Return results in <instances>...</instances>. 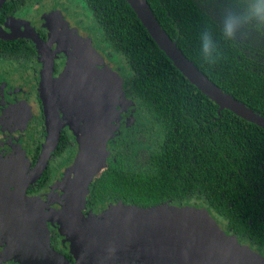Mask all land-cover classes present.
Here are the masks:
<instances>
[{"label":"trees","instance_id":"1","mask_svg":"<svg viewBox=\"0 0 264 264\" xmlns=\"http://www.w3.org/2000/svg\"><path fill=\"white\" fill-rule=\"evenodd\" d=\"M146 1L179 49L209 80L264 118V28L245 24L227 39L224 19L239 12L223 0ZM78 2L95 20L98 45L121 62L145 134L115 149L91 184L89 206L113 201L144 208L168 202L204 205L225 219L231 235L264 252V128L221 109L185 76L129 0ZM36 3L10 0L0 11V22L30 11ZM203 33L216 45L211 59L201 51ZM13 46L26 47L30 58L41 55L32 42L0 39V48ZM71 145L70 137L62 134L55 154ZM52 177L45 173L36 184L38 190L46 189Z\"/></svg>","mask_w":264,"mask_h":264},{"label":"rangeland","instance_id":"2","mask_svg":"<svg viewBox=\"0 0 264 264\" xmlns=\"http://www.w3.org/2000/svg\"><path fill=\"white\" fill-rule=\"evenodd\" d=\"M223 2L239 13L247 4V0ZM53 8L40 17V24L51 33L48 43L63 59V76L73 82L81 78L84 87L93 88L94 105L100 113L99 123L89 125L87 131L86 126L80 130L71 123L78 148L63 164V176L49 191L52 209L48 210L47 219L57 225L75 258L94 256L117 264L109 258L110 248L76 246L74 236L80 227L87 230L86 234L107 228L104 240L118 238L119 242H124L129 251L128 264H264L261 248L229 234L225 219L204 205L168 202L157 207L139 208L118 201L103 204L98 211H85L91 184L106 168L111 139L121 128L115 122H120L124 104L129 103L125 92L126 75L114 54L108 57L107 48L95 42L93 29L96 23L84 3L74 0L66 9ZM79 10L82 11L81 19ZM88 24L93 29L87 27ZM32 27L35 29L33 24ZM62 102L68 113L73 110L65 100ZM67 117L69 123L73 122L71 114ZM78 211H81V219L77 226ZM246 251L257 257L256 263L242 258V252Z\"/></svg>","mask_w":264,"mask_h":264},{"label":"flooded vegetation","instance_id":"3","mask_svg":"<svg viewBox=\"0 0 264 264\" xmlns=\"http://www.w3.org/2000/svg\"><path fill=\"white\" fill-rule=\"evenodd\" d=\"M9 1L10 0H6L1 4L0 11ZM214 1L217 4L222 2V0H207V2L213 3ZM71 3L72 0H37L36 5L33 6L30 11L28 10L26 13L18 16L9 15L3 19V22H0V26L5 32L12 36H16L14 38L0 39L6 41H19V43L25 42L26 44L32 42V44H35L31 39L24 35L27 34L30 29L35 31L48 43L51 33L50 30L43 26V24H40L41 14L46 11L49 12L54 9L53 7L66 9L70 7ZM227 11L228 10H223V12ZM80 15V19L83 18ZM22 20H24L25 23L21 25ZM31 23L34 25L35 29L32 27ZM86 26L93 29V26L90 24ZM83 30L87 35L88 30L85 29V26ZM24 48L26 47L22 48L13 46L10 49L0 48V158H16L19 161H23L26 166L25 169H27L25 176H28L39 161L47 140L48 131L44 106V91L42 88L44 79V62L41 55V57L38 55L30 58ZM50 48L55 60L53 75L56 89V104L61 126L59 143L62 134H65L70 137L72 145L65 149L60 155H56L55 152L59 145L58 143L49 159L48 166L44 173L36 182L31 183L27 188L26 195L35 206L34 208L37 209L38 215L31 223L27 222L26 226L31 234L35 232L36 237L41 238L45 242L50 240V245L73 263L76 258L72 253L69 242L60 235L57 225L47 219V216L49 215L48 210L52 209V205H50V202L48 201L50 194L49 191L53 184L59 181L63 176L61 170L63 164L69 161L72 152H75L78 148L77 136L71 128V123H74L76 129L84 128L86 126L85 131H87L89 125L91 126V124L99 123L100 113L94 105L95 97L92 93L93 88L89 89L84 87L81 78H78L77 81L73 82L69 80L68 77L63 76V59L55 51L54 47L50 46ZM109 55L110 54L107 53L108 57ZM125 92L126 97L129 99V103L125 102L124 104V110L120 114V122H115V124L119 125L121 128L119 133L115 135L114 139H111L110 145L112 147L110 158L107 161L108 163L113 157L115 149L117 150L121 143L126 144L130 141V144H132L134 136H137L138 138V135L144 134L142 115L139 112L136 98L129 89L127 79ZM62 100H65L69 104L70 110L73 107L71 112L68 113L65 110ZM69 114H71V117L74 119L73 122L70 121V123L67 117ZM47 172L49 175H53L52 182L46 189L38 190L39 187L36 184ZM98 175H100V173ZM15 189L16 185L9 187L7 193L8 200L5 204H9L10 198L15 192ZM115 202H105L103 204L108 205ZM28 206L25 208H28ZM101 207L102 205L90 207L87 198V205L85 206L86 212L88 210L98 211ZM28 209L31 210V208ZM41 222L45 223V229L42 228ZM229 233L231 234V232ZM7 248L10 250L8 242L2 238V232L0 231V264H27L14 255L7 256L3 254ZM29 250L32 252H38L37 249L32 247H29Z\"/></svg>","mask_w":264,"mask_h":264},{"label":"water","instance_id":"4","mask_svg":"<svg viewBox=\"0 0 264 264\" xmlns=\"http://www.w3.org/2000/svg\"><path fill=\"white\" fill-rule=\"evenodd\" d=\"M4 1L6 0H0V6ZM129 1L150 34L185 76L195 83L211 99L216 101L221 106V109H230L242 118L254 122L264 128V118L238 102L233 96L222 91L184 55L179 49L177 42L174 41L162 27L146 0ZM23 23H25L24 20L21 21V25ZM24 35L35 43L44 62V79L42 88L44 91V106L48 134L39 161L28 176H25L27 169H25L26 166L23 161H19L16 158H0V231L2 232V238L8 242L10 248V250L7 248L3 254L7 256L14 255L27 264H110L107 261L94 256H80L72 263L50 245V240L45 242L41 238L36 237L35 232L31 234L26 226L27 222L31 223L38 215L37 209L34 208L35 206L26 195V190L31 183L36 182L41 177L47 168L49 159L59 143L61 126L56 104V89L53 75L55 60L52 50L49 44L35 31L29 29L28 33ZM14 37L16 36L8 34L0 26V38L8 39ZM104 144H107V141H105ZM13 185H16L15 192L12 194L9 204H5L8 200L7 193L9 187ZM119 202L124 203L123 201ZM26 206L31 208V210L25 208ZM136 207L144 208L140 206ZM78 212L79 213L76 214L77 226L81 219V211ZM41 226L45 229L44 222H41ZM106 230L107 228L96 229L93 233L86 234L87 230L84 231L78 227L76 235L74 236L76 246L83 247L84 245L88 249H91V247L93 249H99L100 247L105 249L110 248L111 254L109 258L111 261L117 264H128L130 259L127 254L129 251L125 248L124 242H119L120 240L118 238L116 240L113 239V241L111 239L104 240L103 235ZM29 247L37 249L38 252L30 251ZM235 253H238V251ZM242 256V258L250 259L253 263L257 262V257L255 258L250 251H246L245 253L242 252Z\"/></svg>","mask_w":264,"mask_h":264},{"label":"clouds","instance_id":"5","mask_svg":"<svg viewBox=\"0 0 264 264\" xmlns=\"http://www.w3.org/2000/svg\"><path fill=\"white\" fill-rule=\"evenodd\" d=\"M264 28V0H247L245 9L240 13H229L224 19L222 31L227 39H233L242 25ZM215 42L208 33L201 36V51L205 58L211 59L215 52Z\"/></svg>","mask_w":264,"mask_h":264}]
</instances>
